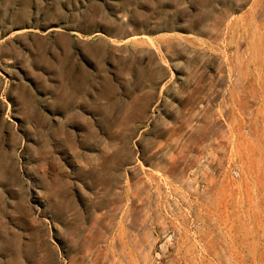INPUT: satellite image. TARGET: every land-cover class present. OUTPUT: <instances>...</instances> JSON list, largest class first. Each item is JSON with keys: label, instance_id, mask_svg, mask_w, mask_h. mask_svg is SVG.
Segmentation results:
<instances>
[{"label": "rangeland", "instance_id": "1", "mask_svg": "<svg viewBox=\"0 0 264 264\" xmlns=\"http://www.w3.org/2000/svg\"><path fill=\"white\" fill-rule=\"evenodd\" d=\"M0 264H264V0H0Z\"/></svg>", "mask_w": 264, "mask_h": 264}, {"label": "bare ground", "instance_id": "2", "mask_svg": "<svg viewBox=\"0 0 264 264\" xmlns=\"http://www.w3.org/2000/svg\"><path fill=\"white\" fill-rule=\"evenodd\" d=\"M126 41V40H125Z\"/></svg>", "mask_w": 264, "mask_h": 264}]
</instances>
